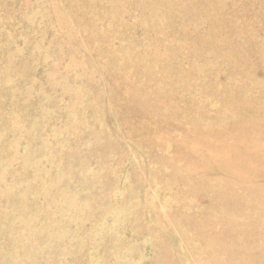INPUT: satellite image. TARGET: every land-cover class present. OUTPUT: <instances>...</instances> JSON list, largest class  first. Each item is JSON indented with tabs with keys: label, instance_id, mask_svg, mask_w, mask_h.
<instances>
[{
	"label": "rangeland",
	"instance_id": "rangeland-1",
	"mask_svg": "<svg viewBox=\"0 0 264 264\" xmlns=\"http://www.w3.org/2000/svg\"><path fill=\"white\" fill-rule=\"evenodd\" d=\"M227 40L241 47L230 58L228 49L223 52ZM202 43L205 48L198 50ZM84 70L96 71L85 80ZM74 91L82 99L77 101ZM239 96L264 99V0H0V209L15 218V231L31 220L29 230L37 232L46 201L31 190L52 194V183L79 199L107 186L118 188L114 199L122 207L102 215L104 200H88L79 213L85 219L60 216L55 221L77 234L96 226L92 246L62 252L59 243L52 252H34V262L18 264H156L151 235L132 231L141 212L146 227L160 233L172 250L174 264H213L202 254L193 259L192 251L216 231V226L204 224L215 213L190 207L187 213L203 225L189 224L186 237L167 220L169 208L162 198L174 196L161 193L166 190L159 188L157 161L179 150L166 149L156 139L178 138L190 127L192 117L182 111L207 108L209 116H217L219 100ZM82 119L84 126L76 129L88 134L79 145L76 129H68L73 120ZM108 137L119 152L98 149ZM220 138L229 146L236 135ZM183 156L192 157L188 152ZM105 162L108 168L102 166ZM262 167L261 162L250 164L247 169L256 176L237 184L259 192L264 205ZM183 173L195 184L207 183ZM206 177L217 183L230 179L214 168ZM8 185L27 192L26 207L7 196ZM197 201L204 205L208 198L201 194ZM185 203L179 198L175 204ZM148 208L152 213L156 209L161 221ZM252 212L249 207L247 214ZM238 222L242 227L245 220ZM227 223L223 226L231 225ZM256 227L253 235L239 230L225 238L236 242V252L264 264V252L258 249L264 244V226ZM253 228L251 223L249 231ZM14 230L0 237V264H17L21 256L23 243Z\"/></svg>",
	"mask_w": 264,
	"mask_h": 264
},
{
	"label": "bare ground",
	"instance_id": "bare-ground-1",
	"mask_svg": "<svg viewBox=\"0 0 264 264\" xmlns=\"http://www.w3.org/2000/svg\"><path fill=\"white\" fill-rule=\"evenodd\" d=\"M164 14L165 13H161L160 15L165 18L167 14ZM238 46L239 44L237 42L234 43L232 40H227L225 46H223V52L228 49L227 53L230 58L234 53V49L237 51L241 48ZM196 48L198 50H203L205 44L202 43L201 45H197ZM213 52L216 54L217 50ZM94 71L90 73L89 71L84 70L83 75L85 76V80L92 79L91 74ZM90 82L94 83L93 80ZM75 93L77 101H79V98L82 99V97H79L78 92ZM244 99L245 97L239 96L230 98L229 100H219L218 107L220 110H218L217 116H209L207 108L198 109V107H196L192 113L182 111V114L192 117V119L189 120L190 127L183 128V131L178 135V138L169 137L168 139L163 140L161 137H158L156 139V143L158 145H165L166 149L171 146H176L178 148L177 150H179V153L175 156L173 155L171 157L167 155L159 158L157 161L159 165H161V169L158 173L159 188L163 187L164 190H166V192L161 190V193L165 195L167 193H172L171 195L174 196L172 199L170 196L166 199L162 198L163 204L169 208L168 214L166 215L167 220L180 231L182 236L186 237V235H189L187 227L189 224L203 225L202 220L187 213V210L190 207L197 205V207L203 209L205 212L215 213V217L211 220L205 221L204 224L212 227L216 226V231L210 232L206 237H203L204 242L199 244V250L195 249V251H192L193 259H196L198 255L200 256V254H202V258L206 263L235 264L236 261L238 264H262L261 262L256 261V259L254 260L250 257L248 253L241 255L236 252V242L231 243L230 238V242L226 241L225 238L228 235L230 236L237 233L239 230H242V232L247 235L248 233L249 235H253L257 232L256 224L260 227L264 226V205H262V203H260L261 201L257 198L259 192L251 191L249 186L237 184L240 181L252 180L256 176L255 170L249 171L247 169L250 164L254 165L256 162H261L263 164L262 169L264 170V99ZM228 105H230V107H235L239 112L235 114L231 109L227 108ZM219 121H228L230 122V126H219L217 125ZM72 124L73 125L68 130L73 127L75 129L77 127V129L80 130V128L84 126V120H73ZM77 129L76 135L79 136L77 137V144L83 145L87 141L83 136L88 133H83L82 131L78 133ZM247 130H251V132L249 133ZM230 134L236 135V140L232 141L231 144L227 146L220 137ZM80 135L82 137H80ZM108 140L109 141H107L106 145L103 144L98 149L100 151L111 150L113 152H119L114 145L115 143L110 140L109 137ZM200 140H202V142H200ZM185 152H188L192 157L189 158L183 156V154L185 155ZM70 158L72 159L71 156ZM70 163L71 161L68 164ZM102 166L108 168L107 162L103 163ZM210 168L223 172L230 178L229 181L225 180L217 183L209 180L206 176ZM185 170L188 173L193 174L194 177L196 176V180L200 178L205 179L207 183L204 186L195 184V181L189 180L186 177L187 174L183 173ZM86 172L87 174H91L88 170H84V172L83 170L81 171L83 174H86ZM65 174H67V171ZM2 178L3 176H0V182L2 181ZM189 178L192 179L193 177ZM50 188L52 194L43 191L41 188H34L31 190H34V194L40 193L45 195L44 199L46 201V204L42 206V209L45 211V216L40 220V229L37 230V232L29 230L28 225L31 220H27V222L20 224V227H17L15 231L12 227L15 218L12 220V216L5 214L3 210L0 209V237H9L14 230L17 240H21L23 243L22 253L17 264L21 260L34 262V252H52L56 250L55 247L59 245V243L63 245L62 252L68 251L71 248L78 251L80 248H86L87 244L92 246L96 226H92L85 234H77L75 232L71 233L55 221V219L60 216H68L73 220H75L74 217H76L80 221L85 219L86 216L84 214L81 216L79 213L82 209L88 207L89 204L87 203H90L88 200H92L91 202H95L96 199L104 200V204L99 206V212L102 215L109 214L115 209L122 208L121 204H118L114 199V196L118 191V188L115 187L107 186V189L105 188L102 192H92L91 196L87 199H79L74 193L68 191L69 189L65 190L60 188L59 185H56L55 183H52ZM126 188L121 193H125ZM5 189L7 196L15 198V200L19 201L20 205L24 204L27 192L17 189L14 185H8ZM130 193L132 192H129L128 195H130ZM201 194H206V197L208 198L207 203L204 205H199L197 201V198ZM179 198H184L186 200L185 205L183 204L179 206L175 204ZM51 206L54 207V211L49 212L48 209ZM149 206L153 207L152 204H149ZM23 207H26L25 204ZM249 207L253 210L251 215L247 214ZM148 209L154 218L160 219L161 221L159 212L156 209V213H152L150 208ZM10 214L13 215L12 212ZM246 215H248V218H246ZM142 217H144L142 212L141 215L136 216L134 220L135 225L132 226V231L136 234V231L141 229L151 235L156 264H174L175 259H172V250L168 248V245H165L163 240H161L160 233L157 234L154 230L146 227ZM6 220L8 224L4 222ZM238 220H245L242 227ZM252 220H255L251 222L255 225V228H253L254 231L251 232L249 231V228L251 224L250 221ZM223 222H228L227 224L231 223V225L223 226ZM159 225H161L160 222ZM70 234L73 235V237L70 236ZM74 235L77 237L82 236L81 238L83 239L75 238ZM258 249L262 254L264 252V244L258 246ZM56 255L59 256L60 254L57 252ZM79 257L80 256L78 255L77 258Z\"/></svg>",
	"mask_w": 264,
	"mask_h": 264
}]
</instances>
